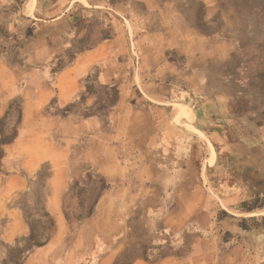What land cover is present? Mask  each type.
I'll return each mask as SVG.
<instances>
[{
  "label": "rangeland",
  "instance_id": "obj_1",
  "mask_svg": "<svg viewBox=\"0 0 264 264\" xmlns=\"http://www.w3.org/2000/svg\"><path fill=\"white\" fill-rule=\"evenodd\" d=\"M28 1L0 0V11L25 7L34 12L37 0ZM38 4L45 21L54 16L52 11L70 8V13L62 21L40 23L36 31L28 25L9 30L1 19L0 58L14 66L49 69L54 78L82 52L117 39L106 58L79 77L69 105L74 120L98 113L100 135L110 150L105 160L93 153L84 160V150L98 145L80 142L74 147L62 200L67 234L54 264L63 253L70 255V264H97L104 250L116 248L115 264L137 259L156 264L172 257H189L190 264H264V202L254 203L264 190V117L231 116L237 92H254L248 78L259 61L247 59L240 66L235 56L257 24L249 12L264 10V0ZM222 41L235 44L230 56L217 48ZM107 70L110 79L103 82L100 76ZM99 85L117 87L115 106L107 107L109 97ZM97 101L100 108L87 111ZM190 108L210 122V130H219L222 143L194 131ZM63 109L55 98L47 110L63 116ZM183 117L187 119L179 120ZM101 164L107 169H100ZM50 171L47 164L33 175L35 188L10 197L11 210L0 213V264L9 247L29 237V224L43 238L55 233L56 223L52 228L41 218ZM251 176L261 181L253 182ZM251 207L257 209L247 212ZM14 209L24 213L25 233L8 245L1 236Z\"/></svg>",
  "mask_w": 264,
  "mask_h": 264
},
{
  "label": "crops",
  "instance_id": "obj_2",
  "mask_svg": "<svg viewBox=\"0 0 264 264\" xmlns=\"http://www.w3.org/2000/svg\"><path fill=\"white\" fill-rule=\"evenodd\" d=\"M36 5L34 12L32 9L28 11L25 7L21 11L12 13H1L0 11V20L6 21V27L9 30L13 28L22 30L24 25H28L36 31L42 25L40 23L53 24L62 21L67 16L66 14L70 13V8L60 12L52 11L54 16L45 21L40 16L42 10L39 8L38 0ZM119 36L120 49H123L124 41L121 31ZM116 41L117 39L107 40L99 43L94 49L82 52L72 67L64 69L54 78L49 69L26 70L0 58V119L6 115L14 99L19 98L22 103V123L18 137L12 144L0 147V213L5 214L7 209L11 210L8 204L10 197L20 194L27 188H35V182L31 181L33 175L39 174V171L47 164L51 170L43 205L56 223L55 233L45 246L34 249L24 264H54L56 260L54 257L64 243L67 223L62 211V200L66 189V176L69 173L68 160L74 152L75 145L80 142L98 145L97 150L96 147L92 149L87 147L89 150L86 152L84 150L82 154L84 160H89L92 153L96 159L105 160L107 159L105 153L110 150L106 138L100 135V118L91 116L74 120L69 116L52 115L47 109L52 99L55 98L60 108L69 106L78 93L79 77L101 63L107 56V48L112 47ZM217 48L222 49L223 55L227 57L234 52L235 44L222 41ZM100 79L107 82L110 79L109 71H104ZM193 115L192 128L195 132L202 136L214 135L219 143L223 142L217 131H210L213 127L210 122L207 125L205 118H201L194 112ZM184 119L187 118L183 117L179 120ZM201 121L205 126H199ZM262 133L264 135V127ZM209 143L213 146L211 142ZM99 166L100 169L106 167L103 164ZM213 169L217 171L218 166L215 164ZM110 196H106V199L110 200ZM23 214L21 209H14L10 214L13 220L9 222L1 236L8 245L13 244L17 237L25 233ZM119 254V248L109 252L104 250L97 264H115ZM59 259L58 264H70L69 254L63 253ZM132 264L151 263L137 259ZM156 264H190V258L172 257Z\"/></svg>",
  "mask_w": 264,
  "mask_h": 264
},
{
  "label": "trees",
  "instance_id": "obj_3",
  "mask_svg": "<svg viewBox=\"0 0 264 264\" xmlns=\"http://www.w3.org/2000/svg\"><path fill=\"white\" fill-rule=\"evenodd\" d=\"M249 15H251L252 18L254 17L253 19L257 20V24H255V26L252 28L251 38L246 43H242L239 46V50L235 58L238 65L240 66L247 64L244 60H251L253 58L259 61V65L248 78V85L249 87L253 88L254 92L249 96H247L244 91L237 92V100L232 108L231 113V116L234 118H240L242 116L264 117V10L262 8L259 9L254 7V9L249 12ZM244 69L245 71H248L247 67H244ZM237 82H239V80ZM99 87L101 90L105 91V94L109 97H107V107L110 108L115 106L119 100V91L117 87L108 85H99ZM89 95L93 94L88 93V96ZM97 106L99 109V101H97L93 106L87 108V111H91L94 108H97ZM70 109L71 106H67L63 109V112H65L63 117H67L69 115ZM91 116H98V113H86L84 118ZM21 123L22 105H20L17 100H14L10 104L6 115L0 119V147L12 144L16 140L19 134V127ZM210 131L219 132L217 129H212ZM252 173L257 176L259 175L257 170L252 171ZM257 176H251V181H261ZM261 200L264 202V190L256 197L254 203L260 202ZM246 205L247 203H244V206ZM41 209V218L48 219L47 223H49L50 227L55 228V221L52 216L46 212L44 205ZM255 209L257 208L251 207L246 209V211L252 212ZM26 219L28 220V216ZM29 227L31 230L29 237L23 239L22 241H18L15 246L9 247L1 264H24L34 249L45 246L54 235V233H51L47 237L43 238L42 235H39L35 232V229L31 224H29ZM44 229L48 230L46 227H44Z\"/></svg>",
  "mask_w": 264,
  "mask_h": 264
}]
</instances>
